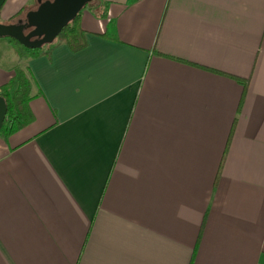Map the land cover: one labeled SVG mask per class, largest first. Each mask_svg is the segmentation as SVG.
Returning <instances> with one entry per match:
<instances>
[{"label": "crops", "instance_id": "1", "mask_svg": "<svg viewBox=\"0 0 264 264\" xmlns=\"http://www.w3.org/2000/svg\"><path fill=\"white\" fill-rule=\"evenodd\" d=\"M30 3L0 0V22ZM98 5L82 50L24 62L32 121L0 134V264H264V0ZM19 56L0 38V87Z\"/></svg>", "mask_w": 264, "mask_h": 264}, {"label": "trees", "instance_id": "2", "mask_svg": "<svg viewBox=\"0 0 264 264\" xmlns=\"http://www.w3.org/2000/svg\"><path fill=\"white\" fill-rule=\"evenodd\" d=\"M99 0H93L87 3L82 9H94L97 12L98 17H104L105 11L102 6H93ZM23 9L18 13H22ZM79 11L75 17L70 20L58 33L55 37L54 41L50 44L42 45L38 49H29L25 48L15 40L10 39L15 48L19 53L20 60H22V66L14 69L13 76L9 79L6 84H3L0 87V96L3 98L6 105V113L2 124L0 126V134L10 135L11 133L21 129L25 125L29 124L32 121V114L30 113L27 102L31 98V82L29 78L28 68L24 62L26 60L36 57L42 54H48L50 49L56 44L65 45L71 52H78L82 50L86 46L85 32L81 29L79 24ZM18 14L13 16L14 19ZM13 21V20H12ZM112 39H116L112 36ZM217 73L223 74L219 71H215ZM227 75V74H225ZM234 79L237 83H239L242 87V94L248 85L249 78H241L237 76L227 75ZM242 94L240 101L242 100ZM240 105V103H239ZM238 105V108H239ZM237 108V109H238ZM227 145V144H226ZM225 145V148H226ZM225 148L223 152V156L225 153ZM222 156V157H223ZM222 162V159H221ZM221 162L219 165V169L217 171V175L219 174V170L221 167Z\"/></svg>", "mask_w": 264, "mask_h": 264}, {"label": "water", "instance_id": "3", "mask_svg": "<svg viewBox=\"0 0 264 264\" xmlns=\"http://www.w3.org/2000/svg\"><path fill=\"white\" fill-rule=\"evenodd\" d=\"M93 0H36L34 9L22 19L0 23V38L13 39L29 49L50 44L61 29ZM6 113V105L0 96V126Z\"/></svg>", "mask_w": 264, "mask_h": 264}, {"label": "rangeland", "instance_id": "4", "mask_svg": "<svg viewBox=\"0 0 264 264\" xmlns=\"http://www.w3.org/2000/svg\"><path fill=\"white\" fill-rule=\"evenodd\" d=\"M34 4L33 3H30L29 5H28V9L30 8H32V7H34L33 6ZM33 9V8H32ZM29 11V10H28ZM27 12V11H26ZM25 12V13H26ZM25 13L23 14V15H21L20 17H22V16H24L25 15ZM10 22H12V19L11 20H3L2 22H0V23H2V24H6V23H10ZM10 42H11V40L10 39H8ZM11 44L13 45V43L11 42ZM22 61V60H21ZM10 63H11V60H10ZM15 65V66H14ZM17 64H13L12 65V67H11V69H16L17 67ZM28 103V102H27Z\"/></svg>", "mask_w": 264, "mask_h": 264}, {"label": "flooded vegetation", "instance_id": "5", "mask_svg": "<svg viewBox=\"0 0 264 264\" xmlns=\"http://www.w3.org/2000/svg\"><path fill=\"white\" fill-rule=\"evenodd\" d=\"M23 17H24V16L19 17V18H16V19H14L12 22H15L17 19H22V21H23Z\"/></svg>", "mask_w": 264, "mask_h": 264}]
</instances>
